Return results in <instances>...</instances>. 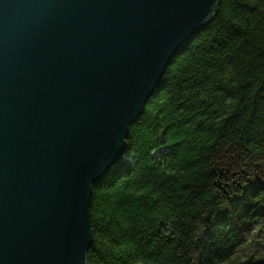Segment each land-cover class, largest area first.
<instances>
[{"label":"water","instance_id":"1","mask_svg":"<svg viewBox=\"0 0 264 264\" xmlns=\"http://www.w3.org/2000/svg\"><path fill=\"white\" fill-rule=\"evenodd\" d=\"M222 0H0V264H88L94 185Z\"/></svg>","mask_w":264,"mask_h":264},{"label":"trees","instance_id":"2","mask_svg":"<svg viewBox=\"0 0 264 264\" xmlns=\"http://www.w3.org/2000/svg\"><path fill=\"white\" fill-rule=\"evenodd\" d=\"M127 142L94 185L88 264H264L240 254L264 233V0H222Z\"/></svg>","mask_w":264,"mask_h":264},{"label":"rangeland","instance_id":"3","mask_svg":"<svg viewBox=\"0 0 264 264\" xmlns=\"http://www.w3.org/2000/svg\"><path fill=\"white\" fill-rule=\"evenodd\" d=\"M254 234L255 233H253L251 236L248 237L249 242L247 243V245L244 244L243 246H241V250H240L241 255L253 253L255 251H258L260 253L264 252V235H263L264 233H261V235L254 236V238H252ZM251 239H253L252 242H250Z\"/></svg>","mask_w":264,"mask_h":264}]
</instances>
